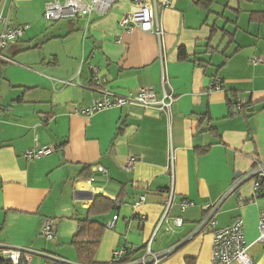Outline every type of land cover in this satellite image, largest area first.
<instances>
[{"label":"crops","instance_id":"0c3cea01","mask_svg":"<svg viewBox=\"0 0 264 264\" xmlns=\"http://www.w3.org/2000/svg\"><path fill=\"white\" fill-rule=\"evenodd\" d=\"M49 1L0 0L11 25L26 27L6 49L13 61L0 65V246L26 250L31 264H82L72 239L104 196L117 207L97 216L105 230L93 264H112L119 250L126 251L122 260L135 261L149 246L161 255L158 264H212L213 228L204 221L213 207L217 228L244 220L248 254L264 264V182L261 193L254 178L236 186L264 162V0H217L211 12L195 0H171L159 11L161 39L120 26L134 0H118L89 23L48 20ZM217 77L219 90L210 87ZM142 87L174 97L170 117L140 104L74 112L99 89L128 95ZM46 145L55 152L24 156ZM130 157L136 163L127 171ZM85 166L92 177L81 175ZM176 217L183 224L169 232ZM46 219L53 240L43 234Z\"/></svg>","mask_w":264,"mask_h":264},{"label":"built area","instance_id":"2783aa9c","mask_svg":"<svg viewBox=\"0 0 264 264\" xmlns=\"http://www.w3.org/2000/svg\"><path fill=\"white\" fill-rule=\"evenodd\" d=\"M118 0H50L46 4L45 16L51 21L61 20H78L86 19L89 23L93 13L104 15L110 11ZM171 0H164L161 3L157 1L147 2L145 0H134L131 10H129L120 20V26L131 32L138 28L144 32L153 33L159 39L162 38L163 29L160 25L159 11L162 7L170 5ZM25 26H12L8 15L0 11V60L5 62H12L13 60L6 54V49L12 39L22 38L25 33ZM255 63L261 62L260 59H254ZM94 71H98L95 67H90ZM96 76H98L96 74ZM210 87L219 90L222 88L220 78H215L211 81ZM99 95L96 96L92 103L87 107L76 108L75 113L84 116H90L93 113L111 108L124 107L129 104H140L146 107H158L163 109L170 117L172 114V104L175 99L172 95L164 93L163 97L158 98L157 92L153 87H142L136 94L118 95L113 91L102 88L98 90ZM245 102L237 103V107H242ZM1 111V109H0ZM55 152V147L34 146L24 152L27 159H39L51 155ZM136 163L135 157H130L125 165L127 171H131ZM175 156L171 148L169 156V168L174 177ZM248 178H254L256 185V193H261L263 188L262 179L264 178V162L257 161L254 169L237 180L236 186L241 184ZM174 178H172L173 180ZM235 186V187H236ZM174 184L172 181L171 187L167 190V206L162 217L161 223L167 221L168 209L174 197ZM145 196H141L137 204L143 202ZM189 203L184 202L182 209H186ZM216 207L211 209V213L204 221L213 228V256L212 264H231L234 261L240 264H254L253 259L248 254V243L244 233V220L237 217L230 226L224 228H217V221L214 218ZM118 215H115L110 221L106 223L108 229H115ZM183 224L182 217H176L172 225H168L169 232H174L176 228ZM43 234L48 240H53L55 237L54 224L51 219H46L43 227ZM259 240L264 242V213L260 216V236ZM2 254L13 264H31V255L23 249H13L8 247L1 248ZM126 251L119 250L114 252L112 264H158L161 260V255L153 253L150 249L145 255L138 260L129 262L122 260ZM53 257V256H51ZM45 264H53V260Z\"/></svg>","mask_w":264,"mask_h":264},{"label":"trees","instance_id":"16d2710c","mask_svg":"<svg viewBox=\"0 0 264 264\" xmlns=\"http://www.w3.org/2000/svg\"><path fill=\"white\" fill-rule=\"evenodd\" d=\"M216 1L217 0H195V3L208 12H211ZM179 57L181 60L188 58L187 52L184 48L179 50ZM3 63L5 62L0 60V65ZM208 149L209 147L203 149L199 148L198 151L199 153H205ZM81 175L86 178L92 177L91 167L85 166ZM263 182L264 178L262 179V183ZM116 207L115 202L110 198L98 196L96 197L94 204L89 208L87 217L80 219L79 230L73 237L72 244L75 246L79 255V260L82 264L94 263V257L105 230V224L102 223L97 216L112 211ZM1 248L2 246H0V264H13L12 261L8 260L2 254Z\"/></svg>","mask_w":264,"mask_h":264},{"label":"water","instance_id":"95a60500","mask_svg":"<svg viewBox=\"0 0 264 264\" xmlns=\"http://www.w3.org/2000/svg\"><path fill=\"white\" fill-rule=\"evenodd\" d=\"M248 179H251V178H248ZM248 179H246V180H248ZM246 180H244V181H246ZM244 181H243V182H244ZM243 182H242V183H243Z\"/></svg>","mask_w":264,"mask_h":264},{"label":"rangeland","instance_id":"374dc122","mask_svg":"<svg viewBox=\"0 0 264 264\" xmlns=\"http://www.w3.org/2000/svg\"><path fill=\"white\" fill-rule=\"evenodd\" d=\"M261 1V0H260Z\"/></svg>","mask_w":264,"mask_h":264}]
</instances>
